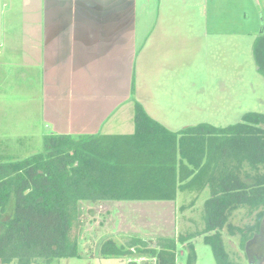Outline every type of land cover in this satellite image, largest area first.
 Returning <instances> with one entry per match:
<instances>
[{
    "label": "trees",
    "instance_id": "16d2710c",
    "mask_svg": "<svg viewBox=\"0 0 264 264\" xmlns=\"http://www.w3.org/2000/svg\"><path fill=\"white\" fill-rule=\"evenodd\" d=\"M257 70L264 75V33L254 42ZM135 130L131 134L51 133L44 149L17 160H0V261L29 264L66 257H83L78 245L67 247L72 229L71 203L81 201L174 202L180 190H204V228L154 242L133 236L118 244L103 240V257L146 256L143 264H176L177 250L196 236L214 248L218 264L235 262L227 251L222 230L234 211H258L254 225L241 233V248L264 219V113L247 112L228 126L208 122L168 129L134 97ZM13 217L2 220L11 194ZM150 259V260H149ZM129 264H137L131 262Z\"/></svg>",
    "mask_w": 264,
    "mask_h": 264
},
{
    "label": "rangeland",
    "instance_id": "374dc122",
    "mask_svg": "<svg viewBox=\"0 0 264 264\" xmlns=\"http://www.w3.org/2000/svg\"><path fill=\"white\" fill-rule=\"evenodd\" d=\"M168 1L174 3L168 4ZM164 4L174 6L180 17L175 18L173 26L165 20V26L177 30L176 46L166 53L163 73L154 70L152 74L137 75L134 97L154 118L173 130L202 122L228 126L241 121L247 112L264 113V75L257 70L253 56L254 42L264 33V0H167ZM170 38L171 35L165 37L167 43H171ZM11 94L17 97L15 92ZM29 101L26 94L15 100L25 107L12 110L22 114L15 116L20 119L19 130L0 131V160H17L41 152L45 134L57 133L51 127L41 134V125L29 118ZM133 130L134 101L131 99L115 116L111 131L100 132L121 134ZM209 196L210 190L205 188L180 190L174 202H72L73 222L67 247L78 245L83 257L38 259L29 264H129L133 261L143 264L148 258L134 252L124 257H103L99 254L100 244L109 237L118 244H126L133 236L154 242L158 238L200 231L205 225L204 201ZM14 211L12 193L3 222L10 220ZM257 213L241 207L234 211L230 225L222 230L226 249L235 262L264 264V219L260 231L249 239L246 248L240 245L242 231L255 224ZM4 230V225H0V234ZM0 264L7 263L0 261ZM176 264L218 262L213 246L203 236H196L190 246L178 247Z\"/></svg>",
    "mask_w": 264,
    "mask_h": 264
},
{
    "label": "crops",
    "instance_id": "0c3cea01",
    "mask_svg": "<svg viewBox=\"0 0 264 264\" xmlns=\"http://www.w3.org/2000/svg\"><path fill=\"white\" fill-rule=\"evenodd\" d=\"M166 1L0 0V131L19 130L22 94L42 135L111 131L133 78L163 73L176 46L165 20L180 17Z\"/></svg>",
    "mask_w": 264,
    "mask_h": 264
}]
</instances>
